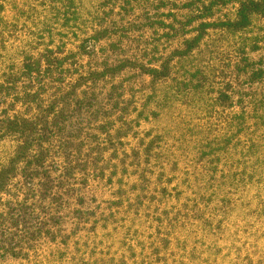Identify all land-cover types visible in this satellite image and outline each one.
<instances>
[{"label":"rangeland","instance_id":"374dc122","mask_svg":"<svg viewBox=\"0 0 264 264\" xmlns=\"http://www.w3.org/2000/svg\"><path fill=\"white\" fill-rule=\"evenodd\" d=\"M72 1L0 0V117L18 110L12 96L23 83L13 90L8 81L26 54L37 58L62 45L76 51L86 18H94L90 26L101 19L120 29L103 34L90 59L83 56L91 65L104 56L111 63L137 56L147 66L180 48L183 35L202 38L175 59L169 80L151 82L128 67L115 78L118 107L105 116L93 109L88 128L80 119L86 113L74 115L65 128L77 134L68 139L73 152L62 160L71 186L44 209L23 204L26 236L10 243L15 254L0 264H201L203 252L213 264H232L236 250L260 236L252 231L261 222L249 212L256 190L234 178L251 157L240 147L264 141V125L252 132L254 119L264 117V19L225 31L223 22L244 0ZM16 147L12 137L0 141V171ZM22 182L20 175L11 180L1 198L27 192ZM15 232L10 237L22 234Z\"/></svg>","mask_w":264,"mask_h":264},{"label":"trees","instance_id":"16d2710c","mask_svg":"<svg viewBox=\"0 0 264 264\" xmlns=\"http://www.w3.org/2000/svg\"><path fill=\"white\" fill-rule=\"evenodd\" d=\"M53 1L45 0L47 3ZM61 1L73 3L72 0ZM73 11L74 15L78 12L75 9ZM62 13L66 12L62 10ZM255 17L264 19V0H244L240 2L234 19L223 22L222 26L225 31L237 33L250 26ZM86 19L87 23H92L94 20V18ZM75 20L80 23L79 18L76 17ZM90 24L86 27L84 24L79 30L82 38L76 51H68L62 45L60 49L45 48L42 53L37 54V58L26 54L19 71L9 77L11 80L8 83L12 85L11 89L14 90L16 84L22 81L23 91L16 92V95L12 96L15 105L19 104L14 105L18 110H13L10 114H6V111L1 112L3 115L0 117V141L5 137H12L16 140L17 147L8 165L0 171V195L11 188V180L18 175L24 180L20 191L26 187L27 192L19 191L20 194L13 201L0 196V260L15 254L10 243L18 246V243L24 241L26 232L23 235L24 216L22 217L21 214L26 213L20 212L23 204L27 200H33L38 203V207L44 209L45 206L60 199L56 197L57 190L71 186L68 175L64 173L67 167L63 165L62 160L67 159V156L73 152L69 148L72 142L68 139L77 134L69 135L65 128L72 127L70 121L74 115L77 112L86 113L80 119L87 122L85 128H88L93 109H98L96 116L99 112L105 116L107 112L118 107L121 102L116 99H120L117 95L120 88L115 78L128 67L133 71L148 74L151 82L169 80L177 64L175 59L181 60L187 53H191L202 38L199 32L196 34L197 31L188 36L181 32H173L178 37L183 35L182 38L180 37V48H175L167 54L160 52L156 63L147 66L143 65L137 56L112 63L104 56L101 63L91 65L90 60L82 61L83 56L90 59L93 48L98 41H101L102 35L111 37L120 29L115 24L101 19L95 20L91 26ZM177 25L182 26L183 23L179 21ZM253 78L254 76H251L249 81ZM105 85L106 89H104ZM261 99L264 102V95ZM260 119L264 117L254 119L257 123L255 128L252 127V132L262 129L261 125H264V121ZM262 132L261 139L264 138V130ZM242 150L250 152V162L247 160L248 166L242 167L238 175L235 174L234 179L237 185L245 182L249 184L250 189L256 190L254 197L258 200L249 212L250 216L258 218L261 222L258 225L261 230L257 226L258 228L252 231V234L260 236L252 238V242H249V246L244 250H236L232 264H264V160L258 159L259 154L256 156L257 152L261 150L264 152V141L250 140L244 147H240V151ZM58 169L61 173L55 176L54 171ZM14 231L22 234L14 239L10 237ZM201 255L199 259L201 264L216 262L215 258L208 259L209 255L205 252ZM181 262L182 260H179L178 264Z\"/></svg>","mask_w":264,"mask_h":264}]
</instances>
